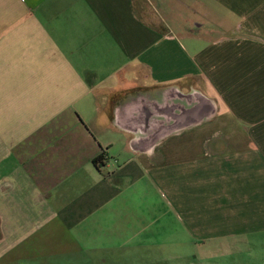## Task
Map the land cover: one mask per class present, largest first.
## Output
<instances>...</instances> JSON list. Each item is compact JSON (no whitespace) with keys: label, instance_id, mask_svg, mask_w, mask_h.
Returning <instances> with one entry per match:
<instances>
[{"label":"crops","instance_id":"1","mask_svg":"<svg viewBox=\"0 0 264 264\" xmlns=\"http://www.w3.org/2000/svg\"><path fill=\"white\" fill-rule=\"evenodd\" d=\"M175 233L264 264V0H0V264Z\"/></svg>","mask_w":264,"mask_h":264},{"label":"rangeland","instance_id":"2","mask_svg":"<svg viewBox=\"0 0 264 264\" xmlns=\"http://www.w3.org/2000/svg\"><path fill=\"white\" fill-rule=\"evenodd\" d=\"M179 224V223H178ZM180 225V224H179ZM177 227V226H176ZM145 234H149L146 232ZM175 241L173 247H163V248H154L150 246H136L125 247V252H117V251H107L106 253H84L82 255H89L97 258H102L104 260L92 259L89 260L88 257H78L73 259V264H230V252L228 249H222L219 251L218 248L215 247H205L204 244H201L202 248L198 249V245H195V248H178L177 241L180 239H184V236L180 233H175ZM149 237V235H148ZM159 237H161V233L159 232ZM147 241V240H146ZM117 252V253H116ZM184 253L183 255H180ZM172 254V256H170ZM189 255V258L186 256ZM193 255H196L195 258ZM198 255V256H197ZM151 256L150 259L148 257ZM185 257V258H180ZM157 257V258H156ZM123 258V260H120ZM70 259L64 257H46L42 258L38 261V264H71ZM151 260V261H148ZM237 261V260H236Z\"/></svg>","mask_w":264,"mask_h":264},{"label":"trees","instance_id":"3","mask_svg":"<svg viewBox=\"0 0 264 264\" xmlns=\"http://www.w3.org/2000/svg\"><path fill=\"white\" fill-rule=\"evenodd\" d=\"M100 160V159H99Z\"/></svg>","mask_w":264,"mask_h":264}]
</instances>
